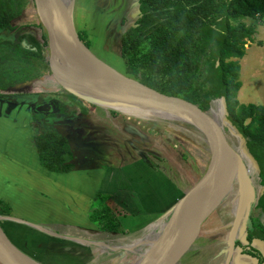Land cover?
<instances>
[{
    "label": "rangeland",
    "instance_id": "rangeland-1",
    "mask_svg": "<svg viewBox=\"0 0 264 264\" xmlns=\"http://www.w3.org/2000/svg\"><path fill=\"white\" fill-rule=\"evenodd\" d=\"M138 1L139 0H69L70 3L72 2L71 4L74 12L72 14V20L74 21L73 24L81 42L100 60L121 73H125V70L120 57L119 37L132 27L137 20L139 15ZM26 3V7L23 10L19 23L27 25L28 23L30 24L31 22L34 23L37 21L33 2L31 0H26ZM242 23L246 26H250L253 24V21L244 19ZM257 38L261 39L260 41L263 44V47L250 46L246 43L245 49L247 47H249V49H246L245 56L241 60H238L240 65L239 82L241 83V88L239 90V98H236V100L241 105H264V28L259 30ZM42 40L44 42L42 46L44 56L46 61H48L47 37L44 36ZM256 44H258V41ZM19 92L35 93L36 95H39L40 102L43 100L46 102H55V100H59V97L64 96L65 91L54 81L49 69L48 73H46L41 80L18 86L17 89L9 90L8 94L11 97H14ZM70 101L74 102L73 105L75 106H69V110L71 109L78 112L79 108H84L86 110H93L94 115L97 113L95 116L97 119L98 114L105 117L104 120L99 122L102 125L98 130H102V132L100 131L99 136L103 138V141L108 138V144H104L106 145L105 149L108 156L104 154L99 161L101 165L100 167L112 168L111 172H103L108 179L119 177L124 171L127 173H137L133 177L130 186L137 193L139 191H147V193L151 192L152 195L155 193L157 198L161 197L162 201L164 200L166 202L168 195L175 194V191H178L179 194H181L184 190L181 196L184 195V192L188 191L195 181H197L205 172L209 161V153L203 137L194 128L174 120L169 121L159 118L127 119V117L117 115L116 113L111 114L103 109L89 108L86 103L75 102L77 100L74 101L72 99ZM210 107L211 116L222 127L228 145L239 158L243 181H241L239 175L235 177L229 194L203 225L202 231L204 236H198L181 260L180 264H192V261L197 264H205L206 262L201 263V260L196 258L197 253L208 255L213 252H219L224 256L227 254L234 221L243 207L244 199L242 183L246 192L245 207L237 226L236 241L239 242L241 246H246L247 242L244 238V229L249 224L250 216H256L257 214L254 205L257 197L263 190L259 184L258 170L254 162L244 151L243 140L237 135L224 117L223 103L220 100H217L212 102ZM124 119L129 123L133 122L139 124V129H144V131L147 129L148 131L146 130L144 133L139 132L141 138L134 136L128 142L126 139L123 142L118 141L116 146L113 147L114 141L119 140L116 136L118 134L114 137H107L106 133L103 132L110 131L111 125H114L113 123H118L119 125L121 123L122 126ZM127 122H125L124 125L125 129H128ZM1 123L0 126L6 124L4 120ZM104 125L107 127H104ZM11 131L16 134L15 131ZM4 133H7V130H5ZM22 135L23 134L16 139H8L7 137L9 145L3 150V152L6 157L21 159V166L28 168V172H35L36 167H38V169L40 167L35 154L26 152L25 147L19 148L10 145L13 142L22 140ZM144 135L147 138H144ZM0 146H3L4 148L2 143H0ZM136 159L148 163L150 167L152 166L154 171L153 174L149 169L142 168L147 164H141L139 166L137 163L135 164ZM92 160L97 161L95 157H93ZM131 163L133 164L129 167L128 165ZM93 167L98 168L96 165ZM139 177L142 178L140 181L138 180ZM5 182L8 183L9 180H5ZM123 183H126V181L124 180ZM107 186L108 188L117 189L120 187L113 183L108 184ZM24 187L25 184L22 182L20 184L21 190ZM5 190L8 193L3 198L4 200L7 198H16L15 205L13 204V210L19 217L27 211L22 208L26 207L28 203L32 209L34 208V211H39L37 208L44 209L43 214H37L31 211L30 220L33 223H30V229L25 228L24 226H22L24 228L18 229L21 233L28 230L27 232L30 233L28 237H19L18 235L21 233L17 232L18 230H16V235H13L12 232L8 231V239L24 254H30L33 258L39 255L36 251L38 250L41 252V250H43L42 248H45V245L47 246L46 243L42 244L40 241H49L54 234H60L63 236H80L79 231L70 226H57V222H62L57 218H61L62 213L64 212L55 210L56 206L52 204L51 201H47L48 203L42 206L43 199L37 193L36 188L24 192L31 196V198H28V202H26L27 204L24 203L25 199H19V193H21V191L15 194L13 191H9L6 188ZM63 197L66 198V196ZM177 202L178 200L176 201V204ZM67 207L68 210H66V214L64 213V218L72 220L77 214L76 211L80 212L78 209L79 207L77 208L73 203L71 206L67 204ZM173 209L174 205L170 211L162 213V215L152 221L154 225L162 224V227L159 228L158 226L154 227L151 225L147 227V229L151 227L150 229H145L142 233L136 232L134 235L131 234L130 236L125 237L124 240L122 237L119 238V244L124 247H135V245L144 241V238L148 236L150 232H154L152 235L154 242L158 241ZM23 210L24 213H22ZM40 216L43 220L39 218ZM54 218L55 220H53ZM3 222L4 221L0 222L2 229L4 225ZM35 224L45 229L40 228ZM25 225L27 226L26 223ZM34 226L38 227L40 230L35 229ZM55 240L56 239H54V241ZM112 240L115 241V239ZM20 246L24 249L21 250L19 248ZM41 246L43 247L40 249L39 247ZM49 246L52 247V255L49 253L45 254L43 251V254L40 255H42L41 257L46 256L50 259L35 258L33 260L39 264H137L151 249V244L146 245L140 250L128 251V249H120L116 254H108V257L104 256L101 259L88 261L83 259H67L69 257V252L71 251L68 247L78 248L76 245L65 246V244H63L62 246L59 244H53ZM239 249L241 251V248ZM260 249H262L264 253L263 248ZM109 250L115 251L117 248Z\"/></svg>",
    "mask_w": 264,
    "mask_h": 264
},
{
    "label": "trees",
    "instance_id": "trees-1",
    "mask_svg": "<svg viewBox=\"0 0 264 264\" xmlns=\"http://www.w3.org/2000/svg\"><path fill=\"white\" fill-rule=\"evenodd\" d=\"M11 7L7 0H0V30L13 18ZM18 7L20 10L22 5ZM138 14L133 26L119 37L124 74L202 112H208L212 102L224 99L226 119L244 140V151L257 166L263 188L254 205L257 214L250 216L244 229L247 244L241 246L236 241L235 247L263 264L262 255L251 243L264 245V105H241L236 95L240 88L238 60L256 33V24L264 18V0H139ZM243 19L253 24L246 26ZM20 50L27 62L22 81L49 70L40 53ZM3 59L0 56V62ZM3 78L0 74V91L14 85ZM81 111L86 114L89 110ZM34 144L45 170L60 173L72 167L65 164L70 151L59 132L41 131ZM108 199L106 194L96 195L89 221L102 233L120 234L121 224L107 206ZM0 208L5 217L9 215L3 202Z\"/></svg>",
    "mask_w": 264,
    "mask_h": 264
},
{
    "label": "crops",
    "instance_id": "crops-1",
    "mask_svg": "<svg viewBox=\"0 0 264 264\" xmlns=\"http://www.w3.org/2000/svg\"><path fill=\"white\" fill-rule=\"evenodd\" d=\"M263 28L264 18L256 24V33L253 36L252 41L246 43H248L250 46L263 47V44L260 41L261 39L257 38L259 30ZM257 41L258 44H256ZM246 49H249V47H247ZM239 90L237 92L236 98H239ZM96 114L94 115L93 110H89L86 115H83L81 117L77 116L76 118L72 119L73 122H71V124H66L57 129L60 132L61 136L66 139L70 151V156H67L65 158V164L72 166L69 170L60 173L50 172L47 170L45 171V169L41 166L39 167V169L38 167H36L35 172H28V168L21 166V159L6 157V155L4 154L3 150L9 145L8 139H16L18 136L23 134L22 140L13 142L10 145L19 148L25 147L26 152L35 154L36 160L39 164L38 155L34 144V138L39 133H41V131H38L35 126L29 125V122L20 124L21 122H18L19 120L17 121V123H13L10 120H4L6 124L0 126V143L4 145V148L3 146H0V202H3L9 210V215L6 216L7 219L1 220L4 221L3 231L5 232V234L8 235L9 231L12 232L13 235H16V230H18L19 228H29V226L31 225L30 223H33L30 220L31 211L37 214H43L44 212V209L42 208H37L39 209V211H34V208L32 209L28 203L26 207L22 208L27 211L24 213L23 210L22 213L24 214H21L20 217L17 216V214L13 210V204L15 205L16 198H7L4 200L3 198L8 193L5 188L9 191H13L15 194L21 191V193H19V199H25L24 203L28 202V198H31L30 195L24 192L36 188L37 193L43 199V202L41 204L42 206L46 205V203H48L47 201H51L52 204L56 206L55 210L63 211L66 214V210H68L67 204L71 206L73 203L74 206H76L77 208L79 207L78 209L80 211H76L77 214L72 220L64 218L65 214L62 213V217L57 218L62 222L56 223L57 226H70L78 230L80 236H63L60 234H54L49 241L41 240L40 242H42V244L46 243L47 246L45 245V248L43 246L39 247L40 249L43 247V250H41V252L37 250L36 253L39 255L35 256L34 258L32 255L28 254L27 256L31 259L47 258L46 256L41 257L42 255L40 254L43 253H49L50 255H52V247L49 245L53 244H59L62 246L63 244H65V246H78V248L68 247V249H70L71 251L69 252V257L67 259L70 260L83 259L91 261L93 259H101L104 256L108 257V254H116L120 249L111 251L107 248V245H121L118 242L119 238L122 237L124 240L125 237H128L131 234L134 235V233L136 232L142 233L145 229H147V227L151 225L154 227L158 226L159 228L162 227V224L154 225L152 221L157 219L160 215H162V213L170 211L173 205L175 207L176 201H179L183 196H181V194L184 190L181 194H179L178 191H175V194L168 195V198L165 202L164 200L162 201L161 197L157 198V196H155V193L153 195L151 192L147 193V191H139L137 193L130 186L133 177L137 173H127L124 171L119 177H112L111 179H108V177H106L103 172H111L112 168L100 167L101 165L99 161V159L104 154L108 156L105 149L106 145H104L106 143L108 144V138L107 140L103 141V138L99 136V133L100 131L102 132V130H98L102 125L99 122H101V120H104L105 117L98 114L97 119L95 117ZM1 122H3L2 119H0V124H2ZM125 122H127L126 119H124L122 126L121 123L120 125L118 123H113L114 125H111L110 131L103 132L106 133L107 137H114L116 134H118L116 136L119 138V140L114 141L113 147L116 146V143L118 141L123 142L126 139L128 142L134 136L141 138V134L139 132L144 133L147 130L145 129L144 131V129H139V124H135L133 122H127L126 124L128 126V129H125ZM104 127L107 126L104 125ZM5 130H7V133H4ZM11 130L15 131L16 134H14ZM144 138L147 137L144 135ZM93 157H95L97 161H93ZM136 163L138 164V166L141 164H147L148 166L146 165L142 168L149 169L153 174L154 171L152 169V166L150 167L148 163L144 161H138V159H136L135 164ZM132 164L133 163L129 164L128 166L131 167ZM94 165L98 166V168L93 167ZM141 179V177L138 178L139 181ZM5 180H9V182L6 183ZM124 180L126 181V183H123ZM22 182L25 184V187L21 190L20 184ZM112 183L115 185H119V189L108 188L107 185ZM97 194H106L109 196V199L106 202L107 206L117 216L121 224L122 233H102L97 230L92 225V223H90L89 214L95 207V197ZM63 196H66V198H64ZM13 213H15L16 216ZM4 215L5 214H3V211L0 208V217H5ZM39 218L42 219L41 216ZM53 220H55V218ZM25 223L27 224V226L25 225ZM35 225L40 227L37 224ZM27 231H25L26 233H21V231L18 230L17 232L21 233L18 236L28 237L30 233H28ZM153 233L154 232H150L148 236H152ZM199 235L204 236L202 229ZM52 238L56 240L54 241V239ZM110 238L115 239V241ZM251 246L259 250L264 258V253L262 249H260L263 248L264 250L263 244L257 241H253L251 243ZM19 248L21 250L24 249L22 248V246H20ZM51 258L54 259L53 257ZM196 258H199L201 260V263L206 262L205 264H210L212 261L213 262L211 264H224L226 255L224 256L219 252H213L212 254L208 255L204 253H197ZM192 264L197 263L192 261ZM229 264H257V261L254 258L242 255L240 249L236 247L233 251Z\"/></svg>",
    "mask_w": 264,
    "mask_h": 264
},
{
    "label": "water",
    "instance_id": "water-1",
    "mask_svg": "<svg viewBox=\"0 0 264 264\" xmlns=\"http://www.w3.org/2000/svg\"><path fill=\"white\" fill-rule=\"evenodd\" d=\"M55 3L57 0H33L35 11L46 32L49 69L52 78L62 90L95 108L113 112L128 119L159 118L181 122L194 128L207 145L209 161L205 172L177 202L162 230L161 237L151 245L148 253L137 263L179 264L198 238L205 222L231 190L234 177H230L229 162L235 165L236 176L239 175L243 181L239 158L228 145L222 127L211 116V107L208 112H202L196 106L187 105L161 94L110 67L81 42L75 29L70 28L71 33L67 32L66 27L54 21L51 6ZM61 27L65 35L71 34L70 39L66 37L63 39V36L59 35L60 32H64ZM23 45L25 46V42ZM75 70L89 71L109 79L124 101L114 105L105 99H96L79 88L72 87L67 77H70ZM220 101L223 103L226 118L228 114L224 99ZM47 106L51 107V105L43 107ZM37 111L39 112V109ZM242 186L243 207L234 221L224 264H229L235 249L237 226L245 207L246 192L243 183ZM6 219V217H0V221ZM34 228L40 230L38 227L34 226ZM0 264L39 263L16 248L0 226Z\"/></svg>",
    "mask_w": 264,
    "mask_h": 264
},
{
    "label": "flooded vegetation",
    "instance_id": "flooded-vegetation-1",
    "mask_svg": "<svg viewBox=\"0 0 264 264\" xmlns=\"http://www.w3.org/2000/svg\"><path fill=\"white\" fill-rule=\"evenodd\" d=\"M7 1L12 6L13 18L8 20V27L0 30V56L4 57L0 62V74L4 75L5 78L3 79L6 82L14 85L8 87L5 91H0V119L10 120L13 123H17L19 120L20 124L29 122V125L35 126L38 131H58L59 127L71 124L73 122L72 119L77 116L86 115L81 111L83 108H79L78 112L69 110V106L73 107L75 105H73L74 102L70 101L72 99L68 93L64 92V96L59 97V100H55V102H46L45 100L40 102L39 95L35 93L19 92L14 97L8 94L9 90L17 89L18 86L41 80L48 73V69L39 77L29 81H22L26 77L27 62L20 49L36 54L40 53L44 62L47 63L42 47L44 44L42 39L46 36V32L36 12L37 22H31L27 25L19 23L27 4L26 0ZM31 1L33 2V0ZM17 4L18 6L22 5L20 10H18ZM23 42H25V46ZM18 53L23 55H18ZM45 105H51V107H43ZM38 109L39 112L37 111ZM260 254L262 255L261 252Z\"/></svg>",
    "mask_w": 264,
    "mask_h": 264
},
{
    "label": "bare ground",
    "instance_id": "bare-ground-1",
    "mask_svg": "<svg viewBox=\"0 0 264 264\" xmlns=\"http://www.w3.org/2000/svg\"><path fill=\"white\" fill-rule=\"evenodd\" d=\"M71 3L69 2V0H57V3H55V5L53 4V6H51V11L53 13L54 21H56V23L61 24V26L66 27L65 29L67 32L70 31V28L75 29L74 24H73L74 21L72 20V18H73L72 14L74 12H73V6ZM63 27H61V28L63 29ZM63 31H64V29H63ZM75 31H76V29H75ZM70 33H71V31H70ZM59 35L63 36L62 37L63 39L65 37L70 39L69 36L71 34L69 36H67V35H65V31H64V32H60ZM67 78H68V83L72 87H77L81 91L86 93L87 95L93 96L96 99H99V100L105 99V100L109 101L110 103H113L114 105L117 103H120L121 101H124L122 95L120 93H118V91H117L115 85L112 83V81L102 77L101 75H98V74H95V73H92L89 71H85V70H75L72 73V75H70V77H67ZM169 131H171V130H169ZM229 167H230V177H234V180H235V177L237 174L236 169H235V165H233L231 162H229ZM153 243H154V239L152 238V236H146L144 238V241H142L138 245H135V247L134 246H125L124 247L122 245H107V248L108 249L117 248V249H124V250L128 249V251H131V250H140L143 247H145L146 245H150V244L152 245Z\"/></svg>",
    "mask_w": 264,
    "mask_h": 264
}]
</instances>
